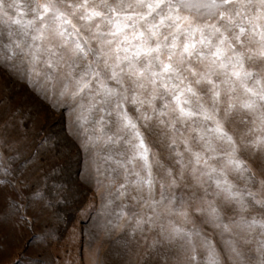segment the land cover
<instances>
[{"label": "clouds", "instance_id": "1", "mask_svg": "<svg viewBox=\"0 0 264 264\" xmlns=\"http://www.w3.org/2000/svg\"><path fill=\"white\" fill-rule=\"evenodd\" d=\"M68 3L79 0H60L61 7ZM88 7L98 8L103 16L82 21V10L66 8L88 48L87 56L73 57L51 29L47 40L36 47L41 43L33 37L41 22L34 13L35 0H0V68L39 79L66 109L71 138L97 179L100 219L117 232H126L132 242L151 232L161 219L149 203L155 186L171 187L173 177L175 185L184 184L197 168L193 152L201 153V167L195 172L200 182L194 180L204 192L201 199L209 206L217 198L221 204L230 201L214 179L244 178L242 169L250 168L242 153L264 161V99L259 95L264 92V0H233L226 10L230 23L205 8L181 7L182 17L189 19L179 28L166 20L156 35L150 26L166 15L167 5L153 8L150 15L146 4L135 0H88ZM112 8L135 15L114 18ZM113 19L126 20L128 27L110 34ZM194 29L203 30V39L196 31L195 46L185 51ZM164 64L170 66L166 71ZM241 65L251 75L242 71L237 77ZM101 83L113 93L105 94L97 87ZM248 101L253 102L251 109L243 106ZM180 107L191 114H182ZM217 122L234 143L215 133ZM145 150L146 158L137 154ZM228 153L241 161L242 168L228 163ZM232 184L243 198L252 191L256 200H264V193L248 187L246 178L245 189ZM171 199L156 204L168 228L174 225L168 219ZM252 204L264 210V204L253 199ZM254 243L264 255L261 225ZM244 264H264V260Z\"/></svg>", "mask_w": 264, "mask_h": 264}, {"label": "rangeland", "instance_id": "2", "mask_svg": "<svg viewBox=\"0 0 264 264\" xmlns=\"http://www.w3.org/2000/svg\"><path fill=\"white\" fill-rule=\"evenodd\" d=\"M241 155L250 170L244 178L230 176L229 181L245 189L246 178L248 187L257 191L264 179L260 174L264 161ZM96 184L86 156L71 138L66 109L39 79L0 68V264H205L207 245L221 264L264 260L254 243L260 225H251L253 219L264 220V210L252 204L251 197L244 200L252 206L243 210L235 201L221 204L217 198L213 206L220 220L213 224L206 215L210 206L201 199L204 192L192 174L184 184L164 189L157 184L154 200L165 204L172 198L174 207L183 204L187 210L188 219L176 211L168 219L184 233L194 234L191 245L181 237L164 239L168 227L158 205L152 207L161 219L132 242L126 232H117L100 219Z\"/></svg>", "mask_w": 264, "mask_h": 264}, {"label": "snow or ice", "instance_id": "3", "mask_svg": "<svg viewBox=\"0 0 264 264\" xmlns=\"http://www.w3.org/2000/svg\"><path fill=\"white\" fill-rule=\"evenodd\" d=\"M136 3L140 4H146L147 8L149 9V15L151 14V11L153 8L159 9L163 7L164 5H167L168 11L166 15H161L159 17V21L156 25H151L150 28L152 29V34L156 35V29L159 27L160 24H163L166 20H173L176 22L177 28L181 27L183 21L188 20L189 17L181 15V7L186 9H192V8H205L209 11V14H215L218 16L221 20H224L227 17L228 22H231V15L226 10L229 5L233 3V0H135ZM66 8H74L75 11H81L80 19L82 21L91 22L95 20L98 17L103 16V12L100 11L98 8L95 7H88V0H79V3H76L75 5L68 3L66 7H61L60 0H35V9L34 13L36 15V18L41 22L40 23V29L37 31L36 35L33 37L34 40H39L42 43L38 44L36 47L39 48L42 46L43 42H45L48 38V32L49 29H51V34L54 35L56 38L60 39L63 42V46L68 49V54L73 57H79V56H87L88 55V48L86 47V41L81 38L80 35V28L73 22L72 16L68 14L66 11ZM113 17H131L135 15V13L132 12H117L115 8L111 9ZM49 18H51L52 23L49 24ZM31 22V21H30ZM112 23V32L110 34L114 35L118 32H121L123 28L128 27V24L125 21H122L120 19H113L110 21ZM210 27H216L215 25H210ZM71 28V32L68 31V29ZM218 30V29H217ZM200 31L201 32V39H203V30L202 29H194L193 30V41L191 45L186 41L184 44V50L188 51L189 47L195 46V32ZM241 32L244 31L243 28L240 29ZM140 35H143L140 33ZM75 37V39L69 40L68 37ZM223 39L221 42H223ZM70 44V47H69ZM49 48L52 47L51 44L48 45ZM170 66L168 64H164V68L162 70L166 71ZM243 71L244 76H249L251 73L247 70L243 69V65H241V69H238L235 71V75L237 77L241 76V72ZM96 73L93 72V75ZM87 82H85L86 85ZM83 86V85H82ZM100 88L105 92L107 95H111L114 91V89L108 88L106 85L101 83ZM252 95H257V93L253 89H247ZM261 96V99H264V92L259 93ZM179 106V105H178ZM245 108L251 109L253 107V102L248 101L243 105ZM180 111L182 114L190 115L186 109L180 107ZM215 133L220 136H227L229 142H233L232 137L228 135L223 128V126L220 124V122H217L214 129ZM139 147L143 148V142L139 145ZM138 155H144L146 158V150L145 153H137ZM228 157V163L229 164H235L238 168H242L241 161L237 160L232 153L226 154ZM193 163L194 165H199L201 160V153L199 152H193ZM243 171H249L248 169H242ZM197 171L196 167H193V179L197 182H200L199 179L196 177L195 172ZM212 172L215 171V169H211ZM261 176H264V168L261 169ZM252 179H255V173L252 174ZM177 183L175 177L172 178L170 181V186L175 185ZM214 183L217 185V187L221 188L222 191L225 193L226 199L230 201H235L241 208V210L246 208V201L243 198V195L240 191L234 190V185L229 181V179L226 176H223V178H215ZM161 189H163V185H161ZM260 193H264V179H261L259 181V189L257 190ZM38 195V193H37ZM256 192L249 191L248 197H251L256 203H262L264 204V200H256ZM165 199L163 192H161V201ZM149 203L153 206L156 205L158 202L154 199L150 200ZM170 210L176 211L178 215L184 217L185 219H188V212L183 206V204L176 208L174 207V201L173 199L169 200ZM195 211L197 212H205L203 208L196 207ZM207 219L210 223L216 224L220 220L219 210L215 206H210L207 209L206 212ZM241 220H243V217H241ZM149 222L151 221V217L149 218ZM143 221H140V224L142 226ZM260 224L262 227H264V220L257 221L253 219L251 221V225ZM227 230L228 226H224ZM164 229L162 228V232ZM183 234V235H182ZM193 233H184L182 228L177 227L176 225H172L166 230V234L164 235V239L173 240L176 237H181L186 239V242L191 245ZM195 235H199V233H196ZM207 244V241L204 242ZM228 247L235 252V248L232 247L231 241L226 242ZM192 249L189 248V260L195 259L194 256H191ZM238 255V253H237ZM205 264H221V261L219 259L218 254L215 252L213 247L211 245H207V256L205 257Z\"/></svg>", "mask_w": 264, "mask_h": 264}]
</instances>
